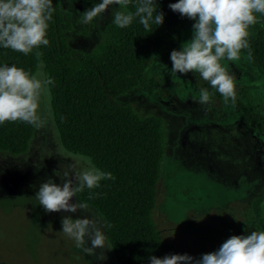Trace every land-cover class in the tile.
<instances>
[{
  "label": "rangeland",
  "instance_id": "obj_1",
  "mask_svg": "<svg viewBox=\"0 0 264 264\" xmlns=\"http://www.w3.org/2000/svg\"><path fill=\"white\" fill-rule=\"evenodd\" d=\"M100 2L57 0L69 23L65 34L71 48L88 52L113 40L118 5L109 6L90 24L80 22L81 15ZM256 15L258 23L249 32H264V16ZM195 22L185 17L177 41L153 49L145 75L156 78L159 87H136L117 101L131 105L141 117L162 119L165 154L151 219L176 254L200 259L232 236L261 231L253 205L261 201L264 217V130L245 119L236 101L234 106L231 101L225 104L222 96L209 91L211 102L201 105L199 89L208 82L198 73L172 71L171 52L191 41ZM220 63L235 77L236 100L242 97L264 117V71L243 53L239 60ZM34 75L46 79L42 63ZM240 89L245 94H239ZM50 102L47 87L39 96L42 123L35 126L28 151L18 156L0 153V264H118L108 241L97 250V255L105 252L106 259L100 261L62 233V218L71 216L95 218L106 235V221L97 210L89 206L77 213H48L35 199L41 183L51 178L62 185L65 172L81 171L89 160L62 147ZM77 201L73 197L71 202Z\"/></svg>",
  "mask_w": 264,
  "mask_h": 264
},
{
  "label": "trees",
  "instance_id": "obj_2",
  "mask_svg": "<svg viewBox=\"0 0 264 264\" xmlns=\"http://www.w3.org/2000/svg\"><path fill=\"white\" fill-rule=\"evenodd\" d=\"M178 0H156L164 13L161 26L146 31L138 18L125 28L113 25V40L95 46L88 52L71 48L66 42L69 23L63 19L57 0H53V17L46 39L25 55L0 46V67L15 65L34 75L43 64L54 124L62 147L71 154L90 159L91 164L114 179L103 180L100 187L77 193L76 200L86 202L106 221V237L118 264H150L149 257L163 258L176 254L154 228L151 215L156 206L157 188L165 147L160 117L139 116L131 105L117 98L136 87L153 91L159 87L156 78L145 75L152 51L171 45L180 35L182 18L169 4ZM135 0L124 11H134ZM252 59L264 71V32L248 37ZM248 50L241 53L247 55ZM37 52L42 55L37 56ZM206 88L217 97L222 95L210 83ZM239 94H245L244 89ZM245 119L264 130V117L242 98L236 100ZM35 125L6 121L0 125V153L18 156L28 151ZM260 200L253 205L258 227L264 231Z\"/></svg>",
  "mask_w": 264,
  "mask_h": 264
},
{
  "label": "clouds",
  "instance_id": "obj_3",
  "mask_svg": "<svg viewBox=\"0 0 264 264\" xmlns=\"http://www.w3.org/2000/svg\"><path fill=\"white\" fill-rule=\"evenodd\" d=\"M132 3L133 0H101L81 15L80 22L90 24L109 6L118 5L112 22L119 28L131 25L137 18L149 32H152L153 25L163 24L164 13L158 11L156 0H135V10L124 11ZM169 8L182 18L196 21L191 41L183 44L181 50L171 52L172 71L198 73L222 95L225 104L231 101L234 106L235 77L220 61L225 58L239 60L242 50H248L247 59L252 61L249 28L258 23L256 14L264 16V0H178L169 4ZM53 12V0H0V46L25 55L41 45L48 46L46 34ZM40 55L42 53L37 52V56ZM52 84L51 78L41 80L15 65L0 67V125L6 121H22L40 126L39 96ZM210 102L209 90L200 88L199 103L207 105ZM111 179L114 177L110 172L92 166L89 159L88 166L81 171L71 175L65 172L62 185H57L51 178L41 183L35 199L48 213L86 211L88 203H72V198L87 188L91 200L94 198L91 190L99 188L101 181ZM61 224L62 233L73 239L77 248L89 256H96L97 260L106 259L105 252L97 255V250L106 247L107 237L95 218L65 216ZM149 259L150 264H264V231L232 236L217 251L203 254L200 259L188 254L163 258L151 256Z\"/></svg>",
  "mask_w": 264,
  "mask_h": 264
}]
</instances>
